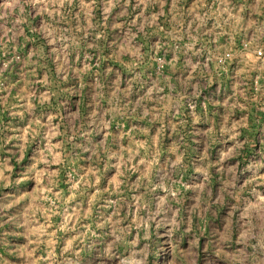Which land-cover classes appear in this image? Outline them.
I'll return each instance as SVG.
<instances>
[{
    "label": "rangeland",
    "instance_id": "1",
    "mask_svg": "<svg viewBox=\"0 0 264 264\" xmlns=\"http://www.w3.org/2000/svg\"><path fill=\"white\" fill-rule=\"evenodd\" d=\"M0 264H264V0H0Z\"/></svg>",
    "mask_w": 264,
    "mask_h": 264
}]
</instances>
